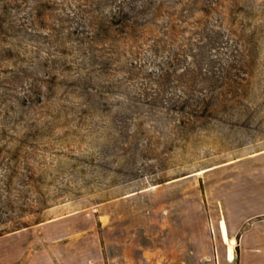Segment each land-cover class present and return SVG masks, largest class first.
Listing matches in <instances>:
<instances>
[{"label": "rangeland", "instance_id": "rangeland-1", "mask_svg": "<svg viewBox=\"0 0 264 264\" xmlns=\"http://www.w3.org/2000/svg\"><path fill=\"white\" fill-rule=\"evenodd\" d=\"M261 150L264 0H0L2 236L92 212L103 239L132 205L163 230Z\"/></svg>", "mask_w": 264, "mask_h": 264}, {"label": "crops", "instance_id": "crops-1", "mask_svg": "<svg viewBox=\"0 0 264 264\" xmlns=\"http://www.w3.org/2000/svg\"><path fill=\"white\" fill-rule=\"evenodd\" d=\"M232 170L224 189L181 196L163 230L159 206L148 228L139 207L120 218L106 212L103 239L96 214H63L41 223L40 240H19L29 227L1 235L0 264H264V150L235 159Z\"/></svg>", "mask_w": 264, "mask_h": 264}, {"label": "trees", "instance_id": "trees-1", "mask_svg": "<svg viewBox=\"0 0 264 264\" xmlns=\"http://www.w3.org/2000/svg\"><path fill=\"white\" fill-rule=\"evenodd\" d=\"M123 15H124V14H120V15H119L121 19H122V18L124 19ZM22 227H26V226H22ZM17 229H20V228H17ZM14 230H16V229H14ZM3 234H4V233H0V236L3 235Z\"/></svg>", "mask_w": 264, "mask_h": 264}, {"label": "bare ground", "instance_id": "bare-ground-1", "mask_svg": "<svg viewBox=\"0 0 264 264\" xmlns=\"http://www.w3.org/2000/svg\"><path fill=\"white\" fill-rule=\"evenodd\" d=\"M234 243V242H233Z\"/></svg>", "mask_w": 264, "mask_h": 264}]
</instances>
